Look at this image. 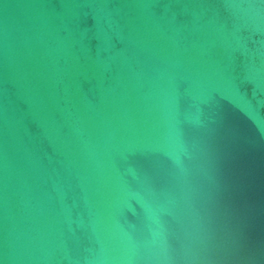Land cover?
Segmentation results:
<instances>
[{"label": "water", "instance_id": "water-1", "mask_svg": "<svg viewBox=\"0 0 264 264\" xmlns=\"http://www.w3.org/2000/svg\"><path fill=\"white\" fill-rule=\"evenodd\" d=\"M0 264H264V0H0Z\"/></svg>", "mask_w": 264, "mask_h": 264}]
</instances>
